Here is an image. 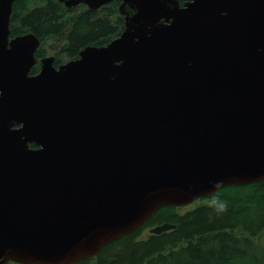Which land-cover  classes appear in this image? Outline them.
Here are the masks:
<instances>
[{
  "label": "water",
  "instance_id": "water-1",
  "mask_svg": "<svg viewBox=\"0 0 264 264\" xmlns=\"http://www.w3.org/2000/svg\"><path fill=\"white\" fill-rule=\"evenodd\" d=\"M183 1L120 0L116 37L30 74L40 41L0 0V264H75L264 180V0Z\"/></svg>",
  "mask_w": 264,
  "mask_h": 264
},
{
  "label": "trees",
  "instance_id": "trees-1",
  "mask_svg": "<svg viewBox=\"0 0 264 264\" xmlns=\"http://www.w3.org/2000/svg\"><path fill=\"white\" fill-rule=\"evenodd\" d=\"M118 1L92 10L57 0H14L10 36L32 32L40 41L30 74L39 70L48 49L57 66L76 58L86 45H104L116 37L124 24ZM192 204L185 211L182 206L159 208L138 229L75 264H264V180L226 185ZM163 222L175 228L144 234Z\"/></svg>",
  "mask_w": 264,
  "mask_h": 264
},
{
  "label": "rangeland",
  "instance_id": "rangeland-1",
  "mask_svg": "<svg viewBox=\"0 0 264 264\" xmlns=\"http://www.w3.org/2000/svg\"><path fill=\"white\" fill-rule=\"evenodd\" d=\"M48 48H49V46H48ZM52 49H48L47 50V54H51L53 51H51ZM194 204H188V205H185V206H182V208H180V211H185L186 209H188V208H190V207H192ZM148 230V228L147 229H144V234H146V231Z\"/></svg>",
  "mask_w": 264,
  "mask_h": 264
},
{
  "label": "flooded vegetation",
  "instance_id": "flooded-vegetation-1",
  "mask_svg": "<svg viewBox=\"0 0 264 264\" xmlns=\"http://www.w3.org/2000/svg\"><path fill=\"white\" fill-rule=\"evenodd\" d=\"M113 1V0H112ZM111 2V1H110ZM184 1H180V4H182ZM108 3V2H107ZM119 3H120V1H118L117 2V7H118V5H119ZM81 5H84L86 8H88L85 4H82V3H80ZM80 4H77V5H80ZM106 4V3H105ZM104 4H102L101 6H99V7H97V8H95V9H98V8H100V7H102ZM90 9V8H89ZM93 10V9H92ZM117 10H118V8H117ZM119 12V11H118ZM120 13V12H119ZM121 15V14H120ZM122 16V15H121ZM53 55V54H52ZM53 64L55 65V63H54V61H53ZM60 64V63H59ZM56 66V65H55Z\"/></svg>",
  "mask_w": 264,
  "mask_h": 264
}]
</instances>
